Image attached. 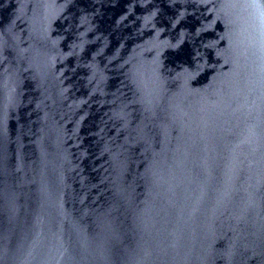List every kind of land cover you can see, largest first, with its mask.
I'll return each mask as SVG.
<instances>
[{
  "label": "water",
  "instance_id": "obj_1",
  "mask_svg": "<svg viewBox=\"0 0 264 264\" xmlns=\"http://www.w3.org/2000/svg\"><path fill=\"white\" fill-rule=\"evenodd\" d=\"M0 264H264V0H0Z\"/></svg>",
  "mask_w": 264,
  "mask_h": 264
}]
</instances>
